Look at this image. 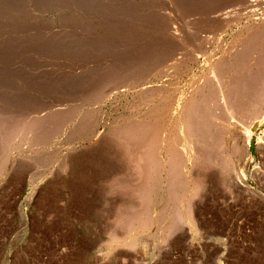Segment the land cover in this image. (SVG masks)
<instances>
[{"label":"rangeland","instance_id":"rangeland-1","mask_svg":"<svg viewBox=\"0 0 264 264\" xmlns=\"http://www.w3.org/2000/svg\"><path fill=\"white\" fill-rule=\"evenodd\" d=\"M257 39L264 0H0V264H264V103L230 121L210 67ZM193 77L215 92L221 144L179 174L202 182L191 222L165 163L142 173L144 145L117 128L161 84L171 118Z\"/></svg>","mask_w":264,"mask_h":264},{"label":"bare ground","instance_id":"bare-ground-1","mask_svg":"<svg viewBox=\"0 0 264 264\" xmlns=\"http://www.w3.org/2000/svg\"><path fill=\"white\" fill-rule=\"evenodd\" d=\"M250 30H253V29H250ZM259 37L258 38L261 40L263 37L262 34ZM203 38H205V37H203ZM232 40L234 41V39H232ZM253 41H251V42L247 41L245 43L243 42L242 43L243 45L241 46V48L239 45L238 50H237V48L234 49L233 53L231 54V56L228 57V59H226L227 57H225V59H222L220 61H217L216 63H213V66L210 65V67H212L211 71L213 72L214 75H216L215 78H217V80H218V85H219V89H220L219 92L221 93L220 96H221V99L224 103L223 105L226 104V107H227V109H225L223 111L228 110L230 112V114L228 116L230 118V121H232L233 119H235V121H236V119H237L236 117L240 113H243V115L247 114L249 117V115H251L253 112H256L257 110L260 111L259 107L264 103V74H263L264 71L253 72V67L255 64H257V63H255L256 61L259 63V65H257V66L262 67V65H263V67H264V49L261 48V43L263 40L261 42L260 41L258 42V39H257V41H256L257 44L254 43ZM220 49H221V47H220ZM260 49H262V50H260ZM162 70L163 69H160V71H162ZM205 72H207V70ZM161 74H163V72ZM172 74H174V73H172ZM182 74H181V76H182ZM155 77H156V75H155ZM197 78H199V77L197 76ZM203 78H204V76H203ZM204 80H206V79H204ZM217 80H216V82H217ZM156 81H157V79H156ZM161 81H162V79H161ZM162 82H164V80ZM205 82H207V80ZM205 82L201 81L199 79H196V78L194 79V77H193L192 80H189L188 85L190 86V89L188 92H184V91L180 92V90H179V94H175L176 100L181 99L184 101V102L182 101L184 104L182 103L183 106L179 105L180 107H179L178 111L174 112L173 116L171 118H168L169 114L172 115L171 112L170 113H168V112L171 110H175V107L173 108V106L176 104L173 105V101H171L173 99L172 97H174V96L171 97L170 93L166 94L165 93L166 87L164 88V86H162L161 83H160L161 85H158L156 87L152 86L153 87L152 90L147 91L148 92L147 94H146V91H144L145 95H146V97L144 99L146 100L147 105H148V103L152 104L155 100L159 99L160 105H158L155 108L154 107L151 108L152 105L150 104L151 106L150 105L148 106V107H150L149 109L146 105L147 110L146 109H142V110L143 111L146 110L147 113L144 116H141V118L134 117V116H136V115H134V112H135L134 111L132 114L134 115L133 117L135 118V120L129 121V123H127V124L125 123V125H123L121 127L119 125V128H117V131H119V133H121L122 136L124 135L127 138V140L130 139V141H132L135 144L141 143L142 146L144 145L143 148L140 150V151H142L141 154L138 151L136 153L138 155L140 154L139 166L141 168L140 171H142V173H143V170H146V172L148 171V169L153 170V168L151 169V166L154 163H157V162H159V163L164 162L165 163V165H164L165 168L162 166L163 164H161V167L164 168V171L166 170L168 172L167 177L169 178V180H173L172 181L173 186H172V188H170L171 190L169 189L170 198H171V196H173L174 200H175L177 197H179V195H180V198L182 197L183 203H184L183 204V211H182L183 215L185 216L184 219H187L188 221H191V222H194V221L191 220V213H190L191 210L189 208V204L187 206L185 205L186 200L188 198H190L192 195L194 196L195 193L200 191V189L202 188V182L196 178L194 179V177L191 178L192 179L191 181H188V179L183 180L182 179L183 177H182L181 178L182 181L179 182V184H178V179H180V177H181V175H179V174H183V172H186L185 169L189 168L187 166V164L190 163L189 165H192L191 161H192V163L197 162V161L199 162L200 159L204 158L205 160H208V162H211L212 156H214V155L211 156L212 149H215L216 146L221 144L220 143L221 138L216 136V134L214 133L215 131L214 130L212 131L213 128L209 124L213 118V111L208 110V108L210 107V105L215 104V92L213 90L205 92L204 90H202L203 87H199V86H202L203 84L205 85L206 84ZM213 83H215V82H213ZM164 84H165V82H164ZM210 84H211V82H210ZM152 85H153V83H152ZM173 85H174V83H173ZM188 85H187V87H188ZM135 87H136V85H135ZM204 87L208 88V86H206V85ZM150 88H148V89H150ZM141 94H143V93L142 92L139 93V95H141ZM141 99H143V97ZM220 100H218V101H220ZM139 102H140V100H139ZM139 102H137V103H139ZM142 102H144V101H142ZM174 102H175V100H174ZM88 103H90V102H88ZM137 105H140V104H137ZM140 106L143 107V105H140ZM135 107H138V106H135ZM170 107H172V108L170 109ZM214 107H215V105L213 106V109H214ZM139 110H141V109H139ZM228 111L226 112L227 115H228ZM136 112H137V110H136ZM140 114H141V112H140ZM134 118H131V119H134ZM229 118H228V120H229ZM254 119H256V118L254 117ZM216 121H217V119H216ZM87 125H88V122L86 123V126ZM230 125L229 126L227 125V126L231 127ZM253 125H254L253 128L255 129L258 126V121H255L253 123ZM83 126L85 127V124ZM177 127H180L179 132L177 131ZM216 127H218V126L216 125ZM216 127L214 129H216V131H217L218 128H216ZM201 128H202V130L204 129L203 133L204 132L205 133L200 135ZM82 129H84V128H82ZM231 129L233 130V128H231ZM246 130H248L247 131L248 138L251 137L250 135H251L252 131L251 130L249 131V129H246ZM218 131H220V130H218ZM229 132H230V129H229ZM80 133H82V132H80ZM121 135H119V136H121ZM222 137H223V135H222ZM191 139L194 140V142L198 141L199 145L203 144L204 150L201 152L198 151L201 149V147H203V145L201 147H199V149L197 147L192 146L190 144ZM190 145H191V147H190ZM197 146H198V144H197ZM234 146H235V144H234ZM234 146H233V148H234ZM235 148H237V147H235ZM235 150H237V149H235ZM215 159H217V158H215ZM137 163H138V161H137ZM154 165L160 166V165H158V163L154 164ZM138 170H139V168H138ZM187 171H188V169H187ZM152 173H153V177L155 178L156 173L151 172V174ZM185 174H187V173H185ZM153 177H151L152 180L154 179ZM148 178H150V175L148 176ZM146 179H147V177L144 180H146ZM146 182H147V180H146ZM190 183L192 184V186L190 185ZM147 186H148V184H147ZM148 187H146V189ZM176 187H178L179 189L178 188L176 189ZM167 196L168 195H166V197ZM177 200H179V199H177ZM177 200H175V201H177ZM181 200H179V202H181ZM155 201H157V200H155ZM151 202H153V201H151L149 198V200L147 201L148 204L147 203H145V204L149 206L151 204ZM148 206H146V209ZM171 206H173V205H171ZM162 208H163V206H162ZM158 215H160V214H158ZM139 217H140V219H139ZM139 217H137V219H139L138 220L139 225H141V228H143V230H145L146 228H149L150 225L158 228V230H159V228H161V226L163 224L162 221H157V219H154L155 216L150 214V213L149 214L148 213L147 214H141ZM165 219H167V218H165ZM181 219H183V218L181 217ZM113 241H115V240H113ZM122 242L125 244H128V245L134 246L136 243V238L134 236H130Z\"/></svg>","mask_w":264,"mask_h":264}]
</instances>
